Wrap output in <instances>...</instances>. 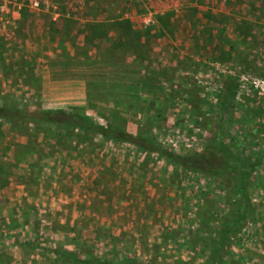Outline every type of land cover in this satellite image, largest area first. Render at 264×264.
<instances>
[{
  "label": "rangeland",
  "instance_id": "rangeland-1",
  "mask_svg": "<svg viewBox=\"0 0 264 264\" xmlns=\"http://www.w3.org/2000/svg\"><path fill=\"white\" fill-rule=\"evenodd\" d=\"M6 1L18 8L0 33V108L26 116L0 118V264H77L64 253L91 264H211L223 221L232 231L215 262L264 264V0H86L138 31L113 45L88 41L73 59L49 30L48 4L60 11L65 0L38 10ZM160 19L162 45L151 37ZM168 34L181 44L170 47ZM228 78L238 87L223 100ZM48 109L158 150L75 121H33ZM211 140L247 170L243 192L238 166L201 174L160 151L199 153Z\"/></svg>",
  "mask_w": 264,
  "mask_h": 264
},
{
  "label": "trees",
  "instance_id": "trees-1",
  "mask_svg": "<svg viewBox=\"0 0 264 264\" xmlns=\"http://www.w3.org/2000/svg\"><path fill=\"white\" fill-rule=\"evenodd\" d=\"M237 87H238L237 80L233 78L225 79L222 82V91H223L222 99L224 100L231 97V95L234 93ZM25 116L26 113L24 111H15L11 108H6V109L0 108V118H10L13 120L24 121ZM32 119L37 124L60 123L64 125H69L72 123V121L73 122L75 121L74 124L79 125L85 131H92L95 134H99L113 140L132 143L150 152L158 150L156 146H152L148 144L142 138H136L135 136L122 130L118 131L110 127H104L89 123L83 119L82 115L79 114L66 113L62 110H57V109H48L35 113ZM76 119L78 121H76ZM216 145L219 146L220 154L216 152ZM160 151L170 160L174 161L176 164L201 174H208V175L219 174L220 170L223 171L225 163L229 165L238 166V168L236 169L240 176L238 187L240 188L241 192H243L245 188L244 178L248 174L247 170L244 168L243 164H241L239 160L233 158L231 153L227 149H225L224 146H222V144L219 141L211 140L203 148L202 152L199 153L192 152L188 155H176L166 149H162ZM238 213H240V216L243 217H246V215L248 214V210L244 206V203H242V206L238 208ZM231 227H232V221L231 222L223 221L220 223V229L218 231L219 241L212 249L211 264H219L215 262V258L216 255L220 253V251H222L226 242H229V234L232 231ZM55 252L58 258H61V256L63 255L61 251H55ZM64 255L68 256L69 259H71L74 263L77 264L92 263L89 262L88 260L86 261L77 260L69 254L64 253Z\"/></svg>",
  "mask_w": 264,
  "mask_h": 264
},
{
  "label": "crops",
  "instance_id": "crops-1",
  "mask_svg": "<svg viewBox=\"0 0 264 264\" xmlns=\"http://www.w3.org/2000/svg\"><path fill=\"white\" fill-rule=\"evenodd\" d=\"M83 1L86 2V0H82V2L81 0H65L64 6L59 11V19L57 20L53 18V22H49V30L54 28L56 30V32L51 35L52 41L58 42L61 46L64 45L63 52L70 54V58L73 59L74 54L80 52V50H82L80 47L87 45L89 43L88 41L94 46L98 45L102 47L103 45H113L119 43L121 39L127 38L128 35H134L135 32L138 31V27H135L131 21L127 22L124 26L121 25V23L124 22L119 23V20L114 22L113 18L108 15L111 12V7L90 5ZM162 22L161 19L160 21L157 20L156 31L151 33V37H156L154 39L156 40V44L159 45H162V42L158 37L167 34L164 29L167 25ZM157 31L159 33L158 36L156 35ZM143 33L142 42L145 44V40L150 34L147 31ZM168 36L170 38V47H177V44H181L179 41H176V39H173L174 34H168ZM113 39H117V41H114ZM149 43L151 42L149 41ZM203 44V42H200L197 45L198 47H201ZM82 51L83 53L85 52L84 50ZM101 51H103L104 55L107 53L105 50H102V48L96 50L97 54ZM163 55H167V52ZM175 57L173 58L172 56H169L168 59L171 61L180 59L178 56V58ZM70 85L66 86L68 92H70L72 88ZM58 87H62V84L59 82L48 81V83H46L47 90H55L56 93L62 91V88L59 89ZM84 88H86V86L82 85L80 92L85 91L86 93ZM66 100L70 101V96H68Z\"/></svg>",
  "mask_w": 264,
  "mask_h": 264
},
{
  "label": "built area",
  "instance_id": "built-area-1",
  "mask_svg": "<svg viewBox=\"0 0 264 264\" xmlns=\"http://www.w3.org/2000/svg\"><path fill=\"white\" fill-rule=\"evenodd\" d=\"M31 7L33 9H41L43 7L41 0H31ZM17 6L10 5L6 0H0V33H3L11 24V20L13 19V14L15 12V8ZM48 8L51 9V14L55 17H59V7L54 4H48Z\"/></svg>",
  "mask_w": 264,
  "mask_h": 264
}]
</instances>
